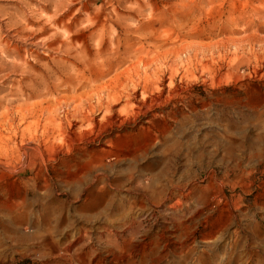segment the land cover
I'll list each match as a JSON object with an SVG mask.
<instances>
[{"label": "rangeland", "instance_id": "obj_1", "mask_svg": "<svg viewBox=\"0 0 264 264\" xmlns=\"http://www.w3.org/2000/svg\"><path fill=\"white\" fill-rule=\"evenodd\" d=\"M0 264H264V0H0Z\"/></svg>", "mask_w": 264, "mask_h": 264}, {"label": "bare ground", "instance_id": "obj_2", "mask_svg": "<svg viewBox=\"0 0 264 264\" xmlns=\"http://www.w3.org/2000/svg\"><path fill=\"white\" fill-rule=\"evenodd\" d=\"M201 51V50H200ZM197 52V51H196ZM170 65V64H169ZM135 67V69H134V73L133 74H129V76H128V78H130V79H132V78H134V76H138L136 73L137 72H135V70L137 69L136 68V66H134ZM138 78H139V76H138ZM145 81H147L148 80V76H145ZM116 85V82L114 81L113 82V87H112V89L114 88V86ZM153 86H154V84H148V85H145V91H150V90H153L154 88H153ZM109 87V86H108ZM137 87V86H136ZM100 90H101V92H102V90H104V88H100ZM109 90V89H108ZM128 90V89H127ZM127 92V91H126ZM168 93V92H167ZM130 95V94H129ZM168 95V94H167ZM171 95V94H170ZM157 96V95H156ZM168 97V96H167ZM81 99H82V101L83 102H85L86 101V99L87 98H85V96L84 97H81ZM100 100V99H99ZM102 100V99H101ZM100 100V101H101ZM136 101V100H135ZM159 101H160V99H159ZM163 101V100H162ZM156 103H159V102H156ZM148 105V104H147ZM79 107H81V106H79ZM90 107H91V105H90ZM147 108H149V107H147ZM142 109V108H141ZM146 109V108H145ZM149 110V109H148ZM148 110H143L144 111V113H143V115L145 116L147 113H148ZM78 111V110H77ZM134 113H137V112H135L134 111ZM135 117V116H134ZM133 118V117H132ZM130 122V121H129ZM117 125H118V122L116 123ZM120 124V123H119ZM116 125V126H117ZM113 126V125H112ZM120 126H122V125H120ZM95 129V128H94ZM94 129H93V127H91L90 129H88L87 131H85L84 133L85 134H90V133H92L93 131H94ZM123 129V128H122ZM99 131V130H98ZM77 134V133H76ZM86 141V140H85ZM41 145V144H40Z\"/></svg>", "mask_w": 264, "mask_h": 264}, {"label": "crops", "instance_id": "obj_3", "mask_svg": "<svg viewBox=\"0 0 264 264\" xmlns=\"http://www.w3.org/2000/svg\"><path fill=\"white\" fill-rule=\"evenodd\" d=\"M48 230H49V229H47V231H48ZM18 232H19V231H18ZM44 232H46V231H44ZM44 232L40 231L41 235H44V234H45ZM46 233H47V232H46ZM20 235H21L20 233H16V237H17V236H20ZM46 245H47V244H46ZM13 247L15 248V250L17 251V253H21V252H22V254H24V253L28 252V251H27V250H28V247L25 246L24 244L20 243V242L15 243V245H13ZM45 250H46V247L43 246V248H42V252H43V254L45 253Z\"/></svg>", "mask_w": 264, "mask_h": 264}]
</instances>
